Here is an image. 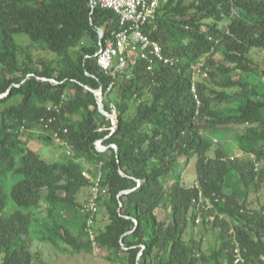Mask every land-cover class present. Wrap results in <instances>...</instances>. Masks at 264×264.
<instances>
[{
  "label": "trees",
  "instance_id": "16d2710c",
  "mask_svg": "<svg viewBox=\"0 0 264 264\" xmlns=\"http://www.w3.org/2000/svg\"><path fill=\"white\" fill-rule=\"evenodd\" d=\"M117 25L88 0H0V264H33L34 232L67 256L95 248L84 172L98 177L104 223L91 228L109 264H264V0H159L149 33L174 67L127 51L123 71H103L96 52ZM199 61L207 76L193 79ZM54 134L72 154L45 160L30 139L57 147ZM217 140L246 158L211 151ZM193 157L198 187L181 179Z\"/></svg>",
  "mask_w": 264,
  "mask_h": 264
},
{
  "label": "built area",
  "instance_id": "2783aa9c",
  "mask_svg": "<svg viewBox=\"0 0 264 264\" xmlns=\"http://www.w3.org/2000/svg\"><path fill=\"white\" fill-rule=\"evenodd\" d=\"M159 0H88V5L91 8L100 6L105 9H109L114 12L118 17L117 29L113 33V37L105 40L104 44H100L98 51L96 52V61L103 71L110 75H114L118 71H123L127 65L126 52H136L138 57L145 62L147 70H151L157 64L166 65L169 67L177 66L180 62L179 57L167 53L163 46L157 39L150 35V31L155 29L154 17L156 9L158 7ZM203 68V62L199 61L191 66L192 78L195 79L198 75L206 77L207 73ZM54 83L55 80H52ZM191 91L197 104L200 103V99L197 95V88L195 82L191 83ZM98 92V91H96ZM110 119L114 123V117L110 114ZM55 142L58 146H61L62 150L68 154H72L71 146L63 141L60 137L54 134ZM216 141V140H214ZM96 149L98 151L103 150L105 147L98 140L95 142ZM113 148L114 145H111ZM257 165V164H256ZM87 178L91 180V195L84 205V210L87 212V225L89 237L93 242L94 232L91 228L93 223V217L98 207L96 203L97 194L99 191V181L97 179H91L89 175L83 173ZM195 187L197 182L194 183ZM200 197L203 207L210 208V201ZM205 201V202H203ZM213 215L206 217L208 220L213 219ZM201 220L200 216H197L195 222L198 223ZM235 263L243 262L238 249H235Z\"/></svg>",
  "mask_w": 264,
  "mask_h": 264
},
{
  "label": "rangeland",
  "instance_id": "374dc122",
  "mask_svg": "<svg viewBox=\"0 0 264 264\" xmlns=\"http://www.w3.org/2000/svg\"><path fill=\"white\" fill-rule=\"evenodd\" d=\"M24 40V38H23ZM251 55L255 58L259 57L258 53L255 50H252ZM237 76L232 74V79L236 78ZM18 99L16 98L14 102ZM103 109V107H102ZM29 145L34 148L38 154L45 160H52L50 158H56L57 154L62 151V148L57 145V147H53L52 145H40L41 143L37 140V138L30 139ZM55 146V145H54ZM216 146H220L226 152V155L230 158L238 157L241 159H245L246 155L238 148V146L231 142L230 140L226 141H218L214 143L211 151L214 150ZM195 157H193L189 162L186 163L185 168L181 171V179L182 182L187 186H194L196 182V173L194 168ZM258 194H262L261 202H264V188H261L258 191ZM97 213L96 221H93L92 228L100 227L103 225L104 220L100 213ZM41 216V215H40ZM41 219L37 215V219ZM37 220L33 223V232L36 230ZM93 230V229H92ZM32 232V233H33ZM94 232V231H93ZM190 232V228H189ZM193 235L195 238L201 237L203 239V246L205 249L210 248L215 244V234L210 225L201 224V221L198 223L195 222L193 227ZM34 240L31 245V251L34 253L33 264H109V262L104 258L106 251L96 247V241L93 239L92 245L95 247L91 252H80L76 253L73 256H67L66 254L60 253L58 249L54 246L43 243L38 240L36 233H33ZM187 239V235H185ZM120 264V263H117Z\"/></svg>",
  "mask_w": 264,
  "mask_h": 264
},
{
  "label": "water",
  "instance_id": "95a60500",
  "mask_svg": "<svg viewBox=\"0 0 264 264\" xmlns=\"http://www.w3.org/2000/svg\"><path fill=\"white\" fill-rule=\"evenodd\" d=\"M94 93L97 96V102H98V107L100 111L104 113L105 115H109V113L104 108L102 109L103 103H102L101 91L99 90L98 92H94Z\"/></svg>",
  "mask_w": 264,
  "mask_h": 264
},
{
  "label": "clouds",
  "instance_id": "9594fccd",
  "mask_svg": "<svg viewBox=\"0 0 264 264\" xmlns=\"http://www.w3.org/2000/svg\"><path fill=\"white\" fill-rule=\"evenodd\" d=\"M102 97V96H101ZM101 142V141H100ZM63 151V150H62Z\"/></svg>",
  "mask_w": 264,
  "mask_h": 264
},
{
  "label": "bare ground",
  "instance_id": "6f19581e",
  "mask_svg": "<svg viewBox=\"0 0 264 264\" xmlns=\"http://www.w3.org/2000/svg\"><path fill=\"white\" fill-rule=\"evenodd\" d=\"M204 220H205V219H204ZM204 220H203V221H204Z\"/></svg>",
  "mask_w": 264,
  "mask_h": 264
}]
</instances>
